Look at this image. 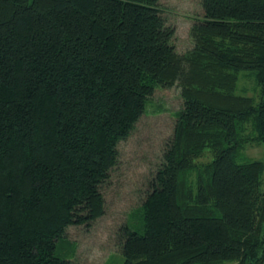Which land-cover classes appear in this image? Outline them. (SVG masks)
<instances>
[{
    "label": "trees",
    "instance_id": "trees-1",
    "mask_svg": "<svg viewBox=\"0 0 264 264\" xmlns=\"http://www.w3.org/2000/svg\"><path fill=\"white\" fill-rule=\"evenodd\" d=\"M185 1L0 0V264H76L159 89L180 100L170 135L102 245L121 264H264V157L245 152L264 143V0H191L180 28Z\"/></svg>",
    "mask_w": 264,
    "mask_h": 264
},
{
    "label": "rangeland",
    "instance_id": "rangeland-1",
    "mask_svg": "<svg viewBox=\"0 0 264 264\" xmlns=\"http://www.w3.org/2000/svg\"><path fill=\"white\" fill-rule=\"evenodd\" d=\"M193 4V1L189 0L181 5H174L175 8L166 14L182 28V21L186 24L191 17ZM176 91L157 90L147 101L145 113L136 123L134 130L120 143L118 168L112 173L110 184L104 188V215L89 230H74L71 236L80 249L76 264H121L122 256L115 248H104L102 243L113 238V229L125 220L126 213L139 200L141 193L136 190L134 180L148 176L162 152L163 145L170 135L174 110L180 102ZM234 92L255 96L253 79L248 71L238 73ZM245 152L251 158L261 159L264 157V143L249 145Z\"/></svg>",
    "mask_w": 264,
    "mask_h": 264
}]
</instances>
